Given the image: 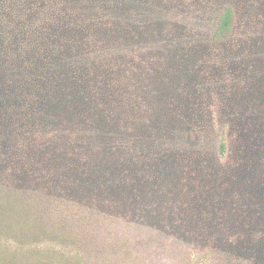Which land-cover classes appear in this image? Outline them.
Masks as SVG:
<instances>
[{
	"label": "rangeland",
	"instance_id": "374dc122",
	"mask_svg": "<svg viewBox=\"0 0 264 264\" xmlns=\"http://www.w3.org/2000/svg\"><path fill=\"white\" fill-rule=\"evenodd\" d=\"M92 1L78 0L75 3L74 6L82 10V21L90 10L91 14L98 11ZM120 1L123 0L108 1L102 17L105 26L109 25ZM211 1L214 2L204 17L195 10L200 0L128 1L132 7L128 5L118 13L112 23L111 38L98 42L99 47L96 46L99 51L111 53L113 48L116 54L129 53L136 58L131 65L120 69L126 74L130 72V77L134 78L133 89L138 97L133 105L139 104L140 109L126 110L121 106L128 115L127 120L123 112L119 114L115 109L128 131L113 133L107 128L104 132L93 129L95 135L93 118L81 108L84 105L78 107L73 117L46 119L45 131L53 130L61 135L59 125L53 124L58 121L64 128H71V132L75 129L74 134L80 137L96 138L101 142L113 139L116 144H121L117 154L128 183H119L125 187H121L123 194L118 198L142 206L144 211L139 212L147 222L160 226L183 223L195 228L192 217L199 224H209L216 218L223 221L242 218V224L239 222L238 225L248 232L262 235L264 0H236L239 20L236 34L220 43L212 42V29L225 0ZM56 2L0 0V47L26 24L37 25V32H31L36 35L31 43L39 41L40 36L46 39L49 34L63 37L50 23ZM65 2L71 8L70 0ZM241 4L245 10L239 7ZM185 6L188 7L184 9ZM171 27L177 31L173 33ZM149 29L156 30L157 36ZM137 33H143V36L137 38ZM75 37L72 46L81 48L83 41L89 38L86 31H77ZM58 39L61 38L55 41ZM67 39L64 38L63 42ZM31 46L28 50L36 51ZM67 47L70 44L61 43L59 50L66 53ZM126 62H129L126 58L118 61L119 64ZM116 78L121 80L120 72ZM104 100L106 98L101 94V102ZM8 103L9 100L0 101L1 113L8 111ZM52 108L62 110L56 106ZM16 129L20 128L11 125L4 128L0 124V190L10 174L7 149L9 144L18 140ZM222 139L227 147L224 159L219 155ZM186 163L203 165L202 172L189 178L183 172ZM109 182L116 185L113 179ZM4 203L5 200L1 199L0 204ZM172 207L179 209L174 211ZM172 211H182L180 222L177 221L179 215L167 222L172 215L167 212ZM0 222V244L3 251L9 253L6 257L12 255L19 259L23 251L17 244L18 232L9 233L8 224ZM235 226V223L228 225L229 228ZM213 238L220 245L234 248V237L219 232ZM227 238H230L228 243ZM241 246L239 251L249 250Z\"/></svg>",
	"mask_w": 264,
	"mask_h": 264
},
{
	"label": "trees",
	"instance_id": "16d2710c",
	"mask_svg": "<svg viewBox=\"0 0 264 264\" xmlns=\"http://www.w3.org/2000/svg\"><path fill=\"white\" fill-rule=\"evenodd\" d=\"M77 1L70 0V8L65 0H57L52 9L50 23L63 37L49 34L46 39L40 36L39 41L31 43L36 36L31 32H37V25L26 24L0 47V101L9 100L8 111L0 112V124L4 128H20L16 129L18 140L7 149L10 174L1 184L0 200L5 203L0 204V220L8 224L9 233L18 232L19 240L14 241L23 251L19 259L6 257L9 253L0 244V264H264L262 228V235L248 232L240 226L242 218H216L209 224H199L192 217L195 228L183 223L160 226L147 222L139 212L144 211L142 206L118 198L123 194L121 187H125L119 183H128L117 154L121 144L113 139L101 142L80 137L74 134L75 129L71 132V128H64L58 121L53 124H58L65 136L45 131L46 119L73 117L78 107L84 105L81 108L93 118L95 135L93 129L121 133L128 131L119 115L123 112L127 120L123 108L140 109L139 104L133 105L138 97L133 89L134 78L120 69L136 58L129 53L116 54L113 48L111 53L97 50L98 42L111 38L112 23L126 6L132 7L128 3L132 0L120 1L108 26L103 24L102 17L109 0H93L98 11L91 14L90 10L84 21L82 10L74 6ZM213 2L200 0L195 10L204 17ZM235 2L223 1L212 29L213 43L224 42L236 34L239 20ZM239 7L245 10L242 4ZM171 28L173 33L177 31ZM77 31H86L89 36L82 48L72 46ZM149 32L157 36L156 30ZM140 35L143 33L136 37ZM57 38L61 39L55 41ZM61 43L70 44L66 53L59 50ZM30 45L37 52L29 51ZM123 58L129 62L119 64ZM119 72L121 80L116 78ZM100 93L106 98L103 102ZM225 143L222 139L219 144L223 159L227 152ZM186 165L182 168L189 178L202 172L203 165ZM174 211L167 212L172 213L167 222L182 214ZM177 217L180 222V215ZM232 223L237 227L229 228ZM219 232L236 238L234 248L214 240ZM239 245L249 250L239 251Z\"/></svg>",
	"mask_w": 264,
	"mask_h": 264
}]
</instances>
